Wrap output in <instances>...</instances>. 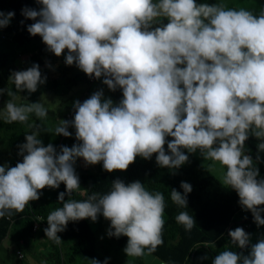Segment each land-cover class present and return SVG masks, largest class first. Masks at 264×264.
I'll list each match as a JSON object with an SVG mask.
<instances>
[{"label": "clouds", "instance_id": "1", "mask_svg": "<svg viewBox=\"0 0 264 264\" xmlns=\"http://www.w3.org/2000/svg\"><path fill=\"white\" fill-rule=\"evenodd\" d=\"M261 1L255 8L228 7L225 2L198 4L196 0H37L43 5L39 11L23 8L21 14L36 21L27 31L42 37L50 52L59 57L67 49L66 65L75 63L90 78L103 76V83L112 91L119 87L122 95L110 91L115 100L121 99L116 105L103 99L102 90L83 103L75 101L74 119L60 121L55 129L60 135L56 147L44 146L36 132L25 136L26 143L18 145L23 161L14 167L0 166V218L12 210L23 212L30 201L40 198L39 190L59 188L63 182L66 192L58 194L63 206L48 215V224L43 221L33 231L43 228L48 239L60 244L57 233L65 231L69 221L91 218L95 222L102 214L111 223L109 230L95 236L97 256L105 258L103 264L108 260L117 264L98 252L97 235H101L122 245L135 264L163 242L164 195L150 193L139 180L125 184L126 178L117 175L107 194L65 201L66 194L80 188L73 167L76 159L83 158L86 165L99 163L97 172L122 174L137 156L140 162H148L155 153L158 166L178 169L188 161L187 152L198 161L193 153L199 150L204 159L226 166L223 183L237 192L239 211H251L254 223L264 225V208L258 207L264 205V167L259 175L252 157L245 154L253 125V135L261 141L258 152L264 151ZM14 15L0 11V28L8 26ZM160 16L167 18V24L153 28ZM10 79L17 90L32 93L46 78L42 79L39 65L33 64L27 70L13 71ZM4 91L0 89V94ZM14 95L8 91V96ZM4 108L8 123L26 122L32 112L38 117L47 115L41 103L17 106L8 100ZM70 124L82 143L70 146ZM169 136L174 139L166 141ZM200 165L208 170L207 164ZM180 187L184 194L172 189L171 199L187 207L192 186L182 181ZM176 220L189 231L196 224L187 212H180ZM231 225L224 234L239 248L247 247L250 234L245 231L250 221H231ZM113 236L127 240L118 243ZM212 264H264V237L251 245L248 255L225 250Z\"/></svg>", "mask_w": 264, "mask_h": 264}, {"label": "trees", "instance_id": "2", "mask_svg": "<svg viewBox=\"0 0 264 264\" xmlns=\"http://www.w3.org/2000/svg\"><path fill=\"white\" fill-rule=\"evenodd\" d=\"M221 1L228 4V0ZM231 1L232 4L248 7L257 8L259 5V0ZM25 7L39 11L43 5L38 3L37 0H0V11L15 13L8 26L0 28V85L13 83L10 79L13 71H24L32 67L33 64H38L42 79H46L39 88L40 94L35 95H40L44 99L46 97L42 93H48L53 96L58 101L56 104L46 101L50 114L58 115L62 120L72 121L75 115V101L83 103L87 96L100 90L104 91L105 87L108 88V86L103 83V76L100 78L99 83L97 78H90L84 72H74L69 65H66L64 58H58L48 50L47 45L42 41V37L39 35L32 36L27 31V27L36 21L26 19L21 14V10ZM38 19L39 17H37ZM21 21H23V24H21ZM167 22L166 17L160 16L155 20L156 25L152 27L155 28L160 26V24H167ZM26 51H29L30 54L22 62L21 67L18 68L16 59L20 53L24 54ZM109 91L114 96L122 95V89L119 87L115 91L110 89ZM26 96L29 97L30 95L26 94ZM29 104L28 101H22V106H28ZM29 116V119L25 122V127L21 128L22 132L29 128V134L36 132L39 139L49 140L48 144L51 143L56 147V136L52 139L49 138L47 119L44 116L38 117L35 112L29 113ZM68 129L73 131L75 128L70 124ZM254 130V125L248 130L249 138L245 141V154L252 157L254 163L252 167H257L259 175H262L264 151H259L260 160L257 161V145L261 141L253 135ZM14 135L12 134V136ZM172 139L174 138L166 137V141H171ZM164 148L166 152L170 153L167 149V143H165ZM186 155L189 157L188 161L178 169L161 168L156 161L149 159V169L137 172H132L129 168L127 172L122 174L109 173L104 169L99 172L80 170V188L73 190L70 194H66L65 201H83L88 199L93 193L103 196L112 190V181L118 179L117 175H122L126 178L125 181L122 180L125 184L139 180L150 193L155 191L153 189H166V193H171L172 189H176L183 195L184 192L180 185L182 181L187 182L192 186L191 192L187 194L189 204L187 207H182L171 199L175 203V207L173 208L171 204L167 207L166 220L161 235L163 242L151 253L165 264H212L215 256L225 250L248 255L251 245L264 237V225L258 227L254 223L251 211L244 209L243 212L239 211L241 207L239 196L234 189L224 184L219 178L211 175L205 167L200 165V162L193 159L191 153L187 152ZM22 161L23 157L21 155H12L1 166L14 167L18 162ZM136 162H140L139 158ZM136 166H139L137 169L143 167L139 164ZM73 167L76 169L75 165ZM163 170L166 173V179L161 176ZM134 176H137V178H134ZM39 192L41 193L40 198L30 201L23 212L12 210L11 215L0 218V248L9 246L10 249L19 248L22 251V248L31 243L34 232L38 230L33 231V220L36 217H40L47 223L48 215L63 206L58 201V194L66 192V186L63 182H61L59 188L46 187L39 190ZM169 196L171 198L170 194L164 196V199ZM258 207L264 208V205ZM180 212H187L195 220L196 224L190 231L186 230L183 224L177 222L176 217ZM261 216L264 217V212L261 213ZM241 220L250 221V227L245 231L246 233L252 235V233L256 232L260 236L259 239L255 238L250 241L249 245L243 249L239 248L237 243H233L229 235L224 234L226 228H233L231 221L239 223ZM91 223L93 221L87 218L80 221H69L65 231H63L66 241L68 240L69 242L64 251V256L59 254L58 250L53 252L44 243V246H42L44 250L38 252L39 260L37 264H65V261L71 262L75 256H81L84 259L88 257L90 264H92V259H96L103 264L105 258L98 257L96 253L95 236L103 229L109 230L111 222L100 214L95 221L96 227H91ZM170 227H174L173 231L179 236L178 240L174 242L169 240L172 235V232L168 233ZM112 238L118 243H123L127 240L126 236H120L119 238L113 236ZM14 249L7 251L8 259L12 258ZM147 250L149 251V249ZM203 257L207 258L204 259ZM21 261L29 264L24 255L22 259L16 261V264H21ZM0 264H8V262L5 258L0 257ZM83 264H89V262L84 260ZM108 264L115 263L108 260ZM135 264H144L142 258L135 261Z\"/></svg>", "mask_w": 264, "mask_h": 264}, {"label": "rangeland", "instance_id": "3", "mask_svg": "<svg viewBox=\"0 0 264 264\" xmlns=\"http://www.w3.org/2000/svg\"><path fill=\"white\" fill-rule=\"evenodd\" d=\"M159 0H153V3H158ZM264 4V2L261 1L260 6H262ZM42 8V7H41ZM157 18H155V20H157ZM155 20L153 21V26H155ZM27 54H23L20 53L16 59V64L17 67L20 68L22 65V62L27 59V57L29 56L30 52L26 51ZM178 67H184V65H178ZM71 69L74 72H83L81 71L76 64L71 66ZM97 81L100 83V78L97 79ZM6 83V82H5ZM41 84H38L37 90L35 92L29 93L27 89L23 90V91H19L16 89L14 83L8 84L6 83V85H0V89H4L5 91L3 92V94H0V166L6 161V159L9 156L12 155H17L19 153V148L18 145H21L23 143H26L25 140V136L27 134H29V128L27 130H25V132H22V127H25L26 123L25 122H19V121H15L12 123H8L5 119V115H6V110H5V105L6 102L8 100H11L14 104H16L17 106H22V101H28L29 103H41L44 108L47 110V115L44 116L47 119V126H48V132H49V138L52 139L54 136H56V142L55 145L57 144V138L59 137V135L55 134V129L57 128V126L59 125L60 121L62 120L61 117H59L58 115H51L50 112L48 111V106L46 101L52 103V104H56L58 101L55 100L53 98V96H50L48 93H42V95H44L46 97V99H44V97L40 96V95H35V94H40L39 93V88H40ZM181 87H183V85H181ZM106 90L105 93L103 94V99H111L113 101V104L116 105L119 103V101L121 100H115L109 89L105 87ZM8 91H12L15 93L14 96H8ZM29 96L27 97L26 94ZM35 95V96H33ZM91 95L87 96L85 98L88 99ZM29 114H28V119H29ZM12 134H15L14 136H12ZM72 139L71 141H69L70 146H73L74 144L77 143H82L81 141H77L76 139V129H74L72 131V135H71ZM42 143L44 146L48 145V141L49 140H44L41 139ZM17 141V142H16ZM16 142V143H15ZM60 149L57 150V153H59ZM194 154V157L201 163L207 164L208 166V171L210 172L211 175L219 178L222 182H223V177L226 174L227 168L226 166L222 165L220 162L218 161H212V160H208V159H204V157L200 154L199 150H197ZM257 155L260 154V152L256 153ZM156 155L157 154H153L151 157V161H156ZM139 158V156L136 157L135 162L130 164V166L128 167L129 169L132 170V172H137V171H142V170H146L149 169V162L143 161V162H136V160ZM98 164L95 165H86L85 161L83 160V158H77L76 162H75V172L76 174L79 176V172L80 170H86V171H95L97 170ZM141 165L143 166L141 169H137L139 168V166L136 165ZM136 166V167H135ZM137 169V170H134ZM116 172H121L120 170H115ZM161 176L163 177V179H166V173L163 170L161 173ZM88 220H91V218H87ZM164 222L166 220V217L163 216ZM43 228L38 229L35 233H34V237L32 238L31 243L27 244L24 248H22L20 251L19 248H12L14 249V251H12V258L8 259L7 258V251L8 250H12L10 249L9 246L7 247H2L0 248V257L1 258H5L8 262V264H16V261L18 259H22L23 255L26 259V261L29 264H37L38 259V252L39 251H43L44 248L42 246H44V243L53 251L55 252V250H58L62 256H64V251L66 249V247L69 245L68 240L66 241V236L64 235L63 232L57 233V235L61 238V243L60 244H56L54 241H52L51 239H48L45 232L43 231ZM259 234L255 233L250 235V241H252L253 239H259ZM7 248V249H6ZM97 250L101 255L107 256L109 258H111L112 260L116 261L117 264H134V260L131 256H127L124 248L122 245H117L114 241L110 240L109 238H104L101 235H97ZM85 261H88L90 264V261L87 258H83L81 256H75L74 259L71 262H67L65 261V264H83ZM21 264H27L24 261L20 262ZM144 263V262H143Z\"/></svg>", "mask_w": 264, "mask_h": 264}, {"label": "crops", "instance_id": "4", "mask_svg": "<svg viewBox=\"0 0 264 264\" xmlns=\"http://www.w3.org/2000/svg\"><path fill=\"white\" fill-rule=\"evenodd\" d=\"M196 1H197L198 4H209V5H212V4H219L220 2L223 3V1H221V0H196ZM227 6H228V7H229V6L240 7V6H243V5L232 4V1H231V0H228V4H227ZM67 53H68V50L65 49L64 52L61 54V56H59L58 58H64V59H65ZM25 54H27V53H25ZM54 55H55V54H54ZM55 56H56V55H55ZM56 57H57V56H56ZM74 64H75V63H73L72 65H74ZM72 65H70V67H71ZM103 93H105V91H103ZM67 113H68V112H67ZM68 131L70 132L69 129H68ZM147 160H148V159H143V161H146V162H147ZM143 161H142V162H143ZM134 178H137V176H134ZM145 190H146V189H145ZM153 190H155V191L152 192L153 194L156 193V192H160V193H162L164 196H167V195H170V194H171V193H166V189H165V190L153 189ZM164 203H165V208H164V215H163V216L166 217L167 207L169 206V204H171V205L173 206V208H174V207H175V203L172 202L170 196L167 197V199H166V197H165V199H164ZM188 204H189V200H187V205H188ZM91 227H96V223H95V222L91 223ZM173 228H174V227H170V230H168V233H169V232H172V235H171L170 238H169V240H170L171 242H174V241L178 240V238H179L178 234L175 233V231H173ZM103 230H105V229H103ZM173 232H174V233H173ZM34 233H35V232H34ZM149 253H151V252H149ZM151 254H153V253H151ZM153 255H154V254H153ZM154 257H156V256L154 255Z\"/></svg>", "mask_w": 264, "mask_h": 264}, {"label": "water", "instance_id": "5", "mask_svg": "<svg viewBox=\"0 0 264 264\" xmlns=\"http://www.w3.org/2000/svg\"><path fill=\"white\" fill-rule=\"evenodd\" d=\"M142 260H143L144 264H163L160 259L154 257V255L151 253H149V254L145 253L142 256Z\"/></svg>", "mask_w": 264, "mask_h": 264}, {"label": "built area", "instance_id": "6", "mask_svg": "<svg viewBox=\"0 0 264 264\" xmlns=\"http://www.w3.org/2000/svg\"><path fill=\"white\" fill-rule=\"evenodd\" d=\"M65 136H63V138H64ZM60 145V144H59ZM37 218H40V217H36L35 218V223H34V228H37V226H39V225H43V220H41V221H38L37 220Z\"/></svg>", "mask_w": 264, "mask_h": 264}]
</instances>
